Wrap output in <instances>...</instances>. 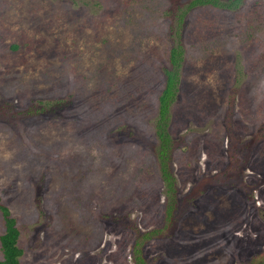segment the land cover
<instances>
[{
  "label": "rangeland",
  "instance_id": "374dc122",
  "mask_svg": "<svg viewBox=\"0 0 264 264\" xmlns=\"http://www.w3.org/2000/svg\"><path fill=\"white\" fill-rule=\"evenodd\" d=\"M187 1L0 0V201L21 264H134L135 240L145 264H264V0L177 26ZM175 40L166 217L154 120Z\"/></svg>",
  "mask_w": 264,
  "mask_h": 264
},
{
  "label": "trees",
  "instance_id": "16d2710c",
  "mask_svg": "<svg viewBox=\"0 0 264 264\" xmlns=\"http://www.w3.org/2000/svg\"><path fill=\"white\" fill-rule=\"evenodd\" d=\"M239 0H189L180 8L176 15L177 26L182 19V15L191 7L197 4H212L219 7H234ZM177 28V27H176ZM177 29L175 30V35ZM182 47L179 41L171 45L168 50V67H163V86L157 94V112L154 120V133L157 138L155 155L158 162L159 174L164 184V192L169 200L165 204V216L171 213L175 200L174 176L170 171V150L171 139L167 130L169 120V106L174 101L179 82V68L182 61ZM0 213L3 220V231L0 233V264H21L19 256L22 249L17 244L18 228L15 219L10 215L6 205L0 201ZM153 232V230H150ZM149 231L140 233V238L148 237ZM141 241L135 240L132 246V260L134 264H145L144 257L140 249Z\"/></svg>",
  "mask_w": 264,
  "mask_h": 264
}]
</instances>
